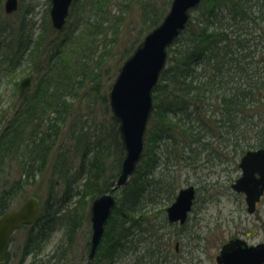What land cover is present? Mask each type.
<instances>
[{"label": "trees", "instance_id": "obj_1", "mask_svg": "<svg viewBox=\"0 0 264 264\" xmlns=\"http://www.w3.org/2000/svg\"><path fill=\"white\" fill-rule=\"evenodd\" d=\"M171 2L74 0L63 31L50 25L26 42L23 31L18 39L4 35L0 74L26 63L35 81L0 127V217L17 198L41 200L28 192L37 178L49 185L39 221L23 227L30 229L20 264L87 261L88 254L73 261L78 237L93 200L115 184L124 157L108 93L123 62L162 22ZM168 54L143 160L119 191L93 264L173 262L170 240L143 207L146 199H175L179 185L170 166L195 165L201 153L228 142L239 156L264 148V0H203ZM250 138L253 143L241 144ZM58 226L62 238L44 255ZM85 242L89 248L90 235ZM12 258L10 249L4 264Z\"/></svg>", "mask_w": 264, "mask_h": 264}, {"label": "water", "instance_id": "obj_2", "mask_svg": "<svg viewBox=\"0 0 264 264\" xmlns=\"http://www.w3.org/2000/svg\"><path fill=\"white\" fill-rule=\"evenodd\" d=\"M202 0H173L162 23L151 31L123 63L109 94L110 108L119 123V133L125 156L115 184L94 199L90 208L92 236L88 260L93 264L103 241L107 223L116 206L115 192L125 187L143 158L145 137L154 111L153 94L167 64L168 48L187 27L191 12ZM51 21L56 30H62L70 15L73 0H51ZM19 0H6L7 14L18 10ZM34 75L19 83V97L23 99L32 87ZM242 176L233 184L237 192L246 195L248 211L254 213L264 194V148L248 151L239 164ZM196 197L194 186L179 191L175 201L166 209L171 223L184 224ZM41 213L36 197H29L20 207L6 212L0 218V263L8 256L12 234L22 225L35 223ZM217 264H264V242L248 245L242 239L226 243L216 257Z\"/></svg>", "mask_w": 264, "mask_h": 264}, {"label": "rangeland", "instance_id": "obj_3", "mask_svg": "<svg viewBox=\"0 0 264 264\" xmlns=\"http://www.w3.org/2000/svg\"><path fill=\"white\" fill-rule=\"evenodd\" d=\"M50 7V0H19L18 10L13 14H7L4 2L3 9L0 10V44L5 34H12L13 38L18 39L19 33L23 31V42H26L31 36L35 37L45 28L48 29L51 25ZM28 66L24 63L11 73L0 74V127L5 124L6 118L12 115L14 105L17 106L19 102L18 84L23 77L31 73ZM4 115L6 117L3 120ZM253 142L254 140L250 138L243 140L241 144ZM231 144L233 143L222 144L215 153L212 151L201 153L200 160L195 165L180 163L168 169L176 178L179 190L190 185L195 186L197 190L196 201L186 224L168 222L165 209L174 200L169 202L166 196H153L151 200L146 199L143 202V207L159 228L164 241L170 240L169 253L174 254L175 259L168 264H217L216 256L222 246L232 239H243L249 245L264 242V197L258 204L256 212L249 213L245 195L232 187L242 175V169L239 167L240 152L236 154ZM220 152L222 155L218 157L216 153ZM162 157L160 150L158 160ZM46 181L47 178H37L36 183L32 184L28 191L39 193L42 203L48 194L49 185ZM77 184L79 186L81 180H78ZM119 196L118 192L117 197ZM25 200L26 197L14 200L12 209L18 208ZM162 210L164 212H161ZM29 229H20L14 234L10 247L14 258L6 264H20ZM91 233L89 221L84 224L78 237L74 262L78 263L83 255L85 257L88 254L89 248L86 246L85 238L88 235L91 237ZM62 235L63 229L59 226L51 232L44 255L53 250ZM84 263L85 261L82 264Z\"/></svg>", "mask_w": 264, "mask_h": 264}]
</instances>
